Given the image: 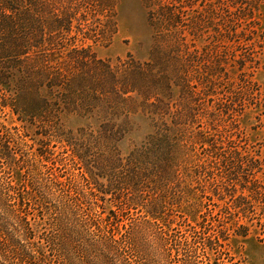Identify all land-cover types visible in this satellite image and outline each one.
I'll use <instances>...</instances> for the list:
<instances>
[{"label":"trees","instance_id":"16d2710c","mask_svg":"<svg viewBox=\"0 0 264 264\" xmlns=\"http://www.w3.org/2000/svg\"><path fill=\"white\" fill-rule=\"evenodd\" d=\"M118 2L0 0V264H238L231 240L264 235V149L195 129L183 33L193 3L144 0L160 40L148 60L97 57ZM63 112L100 123L73 130ZM138 112L151 131L123 154Z\"/></svg>","mask_w":264,"mask_h":264},{"label":"rangeland","instance_id":"374dc122","mask_svg":"<svg viewBox=\"0 0 264 264\" xmlns=\"http://www.w3.org/2000/svg\"><path fill=\"white\" fill-rule=\"evenodd\" d=\"M184 1L193 3L186 8L183 33L191 52L186 63L193 92L186 102L191 112L201 114L195 129H202L217 140H225L227 133L235 130L238 141L250 150L264 149V0ZM196 19L199 37L194 36L191 25ZM157 33L149 22L144 0H119L117 33L110 43L95 45L93 49L102 59L116 61L130 54L145 61L160 41ZM217 63L219 73L207 75L209 67ZM207 79L213 85L211 95L207 94ZM177 91L174 89L172 95L177 106L173 112H182V98ZM223 106H229L228 113H221ZM61 118L64 126L73 130L88 125L97 128L100 123L93 112H63ZM121 120L122 116L118 122ZM129 120L131 130L117 144L123 154L151 131L149 119L141 113L130 115ZM34 130L35 126H27L28 142L36 145L40 135ZM219 146L227 149L224 142ZM55 149H60L59 144ZM198 151L201 159L207 157L208 150ZM68 169L64 166L62 173L68 174ZM230 246L238 264H264V235L253 232L234 237Z\"/></svg>","mask_w":264,"mask_h":264}]
</instances>
